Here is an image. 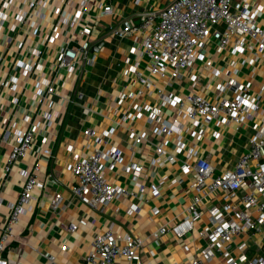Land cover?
Masks as SVG:
<instances>
[{"label": "crops", "instance_id": "0c3cea01", "mask_svg": "<svg viewBox=\"0 0 264 264\" xmlns=\"http://www.w3.org/2000/svg\"><path fill=\"white\" fill-rule=\"evenodd\" d=\"M38 1L0 0L4 14L0 23V236L25 184L23 171L37 167L34 174L42 183L30 191L32 198L22 204L17 222L7 233L2 252L6 264H83L94 236L108 227L115 235L143 240L136 258L127 261L121 257L114 264H190L194 258H200V264H226L222 251L210 259L202 255L207 244L203 233L209 225L207 208L213 204L223 213L241 209L240 196L246 189L228 192L204 188L205 193L198 192L191 185L192 174H184L180 166L207 157L214 174L232 168L246 149L253 123L264 117V66L261 62L245 65L237 76L249 83L253 94L261 90L255 120L218 123L213 119L205 123L197 117L196 124L177 116L175 130L159 133L158 122L147 120L148 106L160 105L161 96L170 92H188L190 76L184 71L169 80L149 74V59L141 54L144 32H121L125 21L134 24L143 15L156 20L169 0H85L83 5L81 0H72L71 6L60 0H41L42 16L37 12ZM54 1L61 8L60 14L53 11ZM107 5L111 11L104 13ZM80 7V15L74 18V10ZM18 8L27 12L23 22L16 19ZM58 19L61 23L54 32ZM83 29L88 32L81 33ZM53 33L54 39L48 40ZM69 35L73 41L83 38L88 43L86 50L77 53L72 71L57 66L58 51ZM213 44L209 42L211 56ZM212 57L218 66H226L230 55L223 51ZM19 60L28 64L26 72ZM136 62V70L148 77V86L134 77ZM198 66L195 62L193 70ZM215 85L213 76H199L194 90L209 97ZM175 113L173 107L164 105L155 117L172 121ZM32 125L36 129L30 147L8 162L17 134ZM87 128L94 133L85 134ZM131 133H144V138L134 143ZM179 142L182 147L177 150ZM159 144L173 154L174 161L156 162ZM94 149L107 154L102 159L106 180L124 189L118 197L95 206L70 190L74 183L72 153L86 156ZM136 167H140L137 174ZM153 184L157 185L156 194L151 192ZM56 193L60 202L52 207ZM194 196L201 197V215L190 230L176 236L169 228L182 219ZM70 223L75 225L73 230H68ZM240 244L249 257L264 254V223L258 230L233 235L230 256L241 255Z\"/></svg>", "mask_w": 264, "mask_h": 264}, {"label": "built area", "instance_id": "2783aa9c", "mask_svg": "<svg viewBox=\"0 0 264 264\" xmlns=\"http://www.w3.org/2000/svg\"><path fill=\"white\" fill-rule=\"evenodd\" d=\"M60 1L67 6L73 4L72 0ZM84 2L85 0H81V5ZM37 3V12L42 16L44 4L41 0ZM53 11L60 14L61 8L55 7ZM110 11L109 5L103 9L104 13ZM80 13L81 7L76 8L74 18ZM26 15V10L18 8L16 19L23 22ZM3 17L4 14L0 11V23ZM60 23V19L55 22L54 32ZM137 30L144 32L141 54H145L149 59L146 65L149 74L164 76L169 80L182 76L184 71L190 76L188 92L181 95L170 92L161 96L160 105L148 106L147 120L158 122L157 132L170 133L175 130V126L179 124L177 116L192 119L196 124L197 117L202 118L205 123L213 119H217L218 123H227L229 120L242 122L245 119L253 121L257 118L261 90L253 94L249 83L239 81L237 76H241L242 67L245 65L261 62L264 66V0H169L158 13L156 20L151 15H143L137 23L125 21L121 33L128 35ZM84 32H88V29L81 31ZM55 35L56 33H53L47 39L53 40ZM210 41L214 42L212 56L223 51L230 55L226 66H218L208 54ZM87 47L88 43L83 38L73 41L69 35L58 51L57 66L72 71L77 53L86 50ZM195 62H199V66L193 70ZM17 63L26 72L28 64L21 60ZM138 65L136 62L132 67L134 77L141 84L148 86L150 84L148 77L143 76L142 71L136 70ZM205 75L216 79V85L209 97L194 90L199 76ZM51 90L52 87L47 85V91ZM81 96V93L77 94L78 98ZM164 105L175 109L176 118L172 121L161 116L155 117ZM130 117L132 118V115ZM35 129L36 126L32 125L17 134V143L8 154V162L11 163L17 156L26 153ZM252 129L253 133L247 139L246 149L232 168L214 174V167L207 157H198L194 162L185 161L180 166L184 174H192L191 185L198 192L205 193L204 188L208 190L218 188L228 192L246 189L240 196L243 204L241 209L223 213L213 204L208 206L209 225L203 232L207 237V244L202 250V255L206 259L212 258L216 251H222L226 257V264H242L245 260H248L247 264H264V254L249 257L243 249L244 244L238 245L242 250L240 256L235 258L229 255L233 235L258 230V226L264 223V117L254 122ZM84 133L91 135L94 131L87 128ZM131 136L134 138L133 142L138 143L144 138V133H131ZM181 147L182 143L179 142L177 150ZM156 153L158 154L156 162L175 160L173 154L167 153L162 144L156 146ZM161 155L166 157L161 159ZM103 158H107V154L99 149H94L86 156H81L78 152L72 153L71 170L74 183L70 190L73 195L84 198L93 206L97 203L105 204L124 193L123 188L106 180ZM36 168L34 167L32 171H23L26 177L25 184L16 202L11 206L9 223L0 236V264H6L2 254L4 242L11 225L19 218L22 204L32 198L30 191L34 187L42 186V183L36 180L34 174ZM139 168H135V174ZM151 192L157 193L156 184L151 186ZM60 198L59 193L54 194L51 200L52 207L58 206ZM200 200L201 197L194 196L187 205L182 219L170 226L169 230L176 236L190 230L193 221L201 215L198 208ZM132 209L137 210L136 206H132ZM74 227L75 225L70 223L68 230H73ZM161 230L164 231L165 228ZM142 242L138 236L115 235L108 227L104 232L94 236L89 250L83 256V264H114L115 260L121 257L130 261L137 257V250L142 246ZM200 263V258H194L190 262Z\"/></svg>", "mask_w": 264, "mask_h": 264}, {"label": "trees", "instance_id": "16d2710c", "mask_svg": "<svg viewBox=\"0 0 264 264\" xmlns=\"http://www.w3.org/2000/svg\"><path fill=\"white\" fill-rule=\"evenodd\" d=\"M57 1H58V0H57ZM57 1H54V3H55L54 8H55V7H60V6L58 5V2H57ZM56 2H57V3H56ZM54 8H53V9H54ZM63 44H64V41H63ZM63 44H62V46H63ZM62 46H60V48H61Z\"/></svg>", "mask_w": 264, "mask_h": 264}]
</instances>
